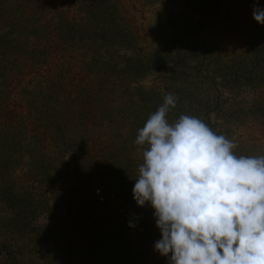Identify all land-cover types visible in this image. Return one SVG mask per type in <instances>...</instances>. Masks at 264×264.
I'll use <instances>...</instances> for the list:
<instances>
[{
    "label": "trees",
    "instance_id": "trees-1",
    "mask_svg": "<svg viewBox=\"0 0 264 264\" xmlns=\"http://www.w3.org/2000/svg\"><path fill=\"white\" fill-rule=\"evenodd\" d=\"M254 7L0 0V264H169L154 209L133 199L134 141L171 93L170 123L197 117L264 156Z\"/></svg>",
    "mask_w": 264,
    "mask_h": 264
},
{
    "label": "clouds",
    "instance_id": "clouds-1",
    "mask_svg": "<svg viewBox=\"0 0 264 264\" xmlns=\"http://www.w3.org/2000/svg\"><path fill=\"white\" fill-rule=\"evenodd\" d=\"M252 15L264 25V8ZM175 106L167 94L134 141L142 163L132 194L154 209L155 250L169 264H264V156L236 155L197 117L170 123Z\"/></svg>",
    "mask_w": 264,
    "mask_h": 264
},
{
    "label": "rangeland",
    "instance_id": "rangeland-1",
    "mask_svg": "<svg viewBox=\"0 0 264 264\" xmlns=\"http://www.w3.org/2000/svg\"><path fill=\"white\" fill-rule=\"evenodd\" d=\"M56 212H57V210H56Z\"/></svg>",
    "mask_w": 264,
    "mask_h": 264
}]
</instances>
